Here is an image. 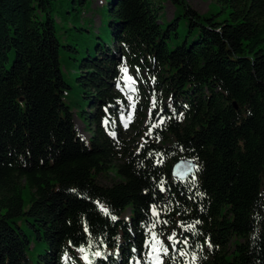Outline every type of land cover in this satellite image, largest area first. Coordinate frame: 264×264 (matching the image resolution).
I'll use <instances>...</instances> for the list:
<instances>
[{
  "label": "trees",
  "instance_id": "trees-1",
  "mask_svg": "<svg viewBox=\"0 0 264 264\" xmlns=\"http://www.w3.org/2000/svg\"><path fill=\"white\" fill-rule=\"evenodd\" d=\"M87 2L0 0V264H147L152 233L173 232L165 264H264V0H216L221 21L171 0L164 24L162 0H105L73 113L60 53L79 49L56 9ZM121 61L140 81L127 128ZM182 157L196 169L177 181Z\"/></svg>",
  "mask_w": 264,
  "mask_h": 264
},
{
  "label": "rangeland",
  "instance_id": "rangeland-1",
  "mask_svg": "<svg viewBox=\"0 0 264 264\" xmlns=\"http://www.w3.org/2000/svg\"><path fill=\"white\" fill-rule=\"evenodd\" d=\"M105 0H88L85 6L82 9H78L77 11H72L70 14L67 12V6L62 4L61 7L57 5L56 9V19H57V35L59 36L62 43H76L77 48L79 49V55L76 60L69 59L68 53L64 52L63 49L60 53V62L62 65V72L65 79L72 85L71 89H68L67 92L63 95V100L69 105L73 113L78 110L77 103L80 102V93L74 87L75 78L78 74V58L80 56H84L86 51L89 50V53H92L94 48V43L97 40L96 34H102L104 32L105 21L107 19L105 15ZM186 2L199 14L205 17H211L214 15L213 19L217 21H221L227 17V11H223L220 5L216 2V0H186ZM164 9L161 15L160 21L162 24L166 23L170 20L174 14V6L171 0H162ZM204 23H206L205 19H202ZM179 37L177 39H173L175 42H180L181 38L184 36V32L186 31V25L184 19L179 20ZM81 28V30L77 29ZM112 52L116 56H119L117 51V44L112 43ZM110 48V47H109ZM76 55V54H75ZM127 68V73L123 72L122 69ZM119 70L121 71V79L122 82L118 87L121 95L129 101V111H124L122 114L120 121L123 125L127 122L128 127L130 126V115L133 112L137 101H140V98L136 99V94L139 89L140 81L138 80L136 74L132 69H130L127 65L121 64L119 66ZM130 77L131 79H128ZM134 105V107H133ZM74 128L85 142H87L90 131L84 128L82 121L74 114L73 118ZM134 123V122H132ZM113 177L116 179H121L117 174L112 173ZM111 175H101L99 177V182L103 184H108L110 182ZM24 200L27 202V196L24 195ZM21 226L25 228L27 231V223L22 222ZM160 239L164 245L169 246V241L164 238ZM233 249V245L231 244L228 247V250L231 251ZM40 249H35L32 251H28L27 254L30 256L31 261L34 262L36 259V251ZM76 254L80 255V252L76 250ZM64 264H70L69 258L64 256L62 258ZM166 262V257H163V264ZM147 264H158L155 262L153 258L147 257Z\"/></svg>",
  "mask_w": 264,
  "mask_h": 264
},
{
  "label": "snow or ice",
  "instance_id": "snow-or-ice-1",
  "mask_svg": "<svg viewBox=\"0 0 264 264\" xmlns=\"http://www.w3.org/2000/svg\"><path fill=\"white\" fill-rule=\"evenodd\" d=\"M123 72L127 73V68L122 69ZM128 79H131L130 77H128ZM155 106V105H153ZM134 107V105H133ZM124 127L127 128L128 127V123L126 122L124 124ZM153 127H158V125H153ZM151 132V129L149 130V134ZM113 136H115V133H112ZM141 147H143V145H141ZM107 213V209L104 210ZM156 213L154 212V215ZM113 220L116 219V217H112ZM164 223H167V221H165ZM197 223H199V221H197ZM153 227H155V224L153 225ZM192 226H189V228H191ZM175 233L173 232L171 235L168 236V240L172 243L173 246V250H175V245L180 243V241H177L175 239ZM151 240L152 243L150 245L149 251L147 253V255L151 258H153V260L155 262H158V264H163V257H166L169 255V248L168 246L164 245L163 242L158 239L157 234L156 233H152L151 236ZM185 243L187 242L186 240L184 241ZM80 251H85L83 248L80 249ZM181 254H185V253H181ZM95 256L99 257L101 256L100 252H95L94 253ZM85 260H87V256L84 257ZM193 260H195V256H193Z\"/></svg>",
  "mask_w": 264,
  "mask_h": 264
},
{
  "label": "water",
  "instance_id": "water-1",
  "mask_svg": "<svg viewBox=\"0 0 264 264\" xmlns=\"http://www.w3.org/2000/svg\"><path fill=\"white\" fill-rule=\"evenodd\" d=\"M236 107V103L233 102ZM196 169V162L188 157H182L176 160L170 167V174L175 180H184L194 174Z\"/></svg>",
  "mask_w": 264,
  "mask_h": 264
}]
</instances>
